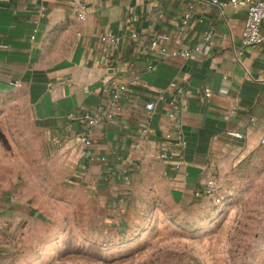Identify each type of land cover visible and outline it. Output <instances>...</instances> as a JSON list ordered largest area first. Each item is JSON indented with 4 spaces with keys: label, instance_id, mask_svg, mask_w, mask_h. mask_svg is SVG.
I'll use <instances>...</instances> for the list:
<instances>
[{
    "label": "crops",
    "instance_id": "obj_1",
    "mask_svg": "<svg viewBox=\"0 0 264 264\" xmlns=\"http://www.w3.org/2000/svg\"><path fill=\"white\" fill-rule=\"evenodd\" d=\"M84 1L86 17L80 21L71 0H0V99L14 92L25 95L32 125L41 132L42 155L66 176V183L82 181L92 191L106 187L115 195L138 186L186 199L196 198L193 191L205 180L206 169L216 174L220 190L223 179L264 166V41L242 45L243 10L226 6L220 11L210 0ZM184 15L185 29L178 32ZM208 29L213 30L212 41L194 58L171 55L196 45ZM260 32L264 36V21ZM102 33L121 36L122 48L114 52L101 43L97 37ZM132 33L141 42L132 40ZM159 33L168 38L150 48L148 41ZM133 77L137 83L131 85L129 101L94 130L92 150L109 158L124 153L140 127L144 102L153 100L155 147L133 152L141 163L138 170L124 179L122 163H87L79 153L60 152L52 145L53 137H63L69 113L78 115L101 103L106 81ZM205 86L213 96L201 102ZM171 98L179 104L187 141L178 171L153 156L170 128L166 112ZM73 126L78 128L75 122ZM203 198L208 199H196ZM37 214L6 187L0 191V231Z\"/></svg>",
    "mask_w": 264,
    "mask_h": 264
},
{
    "label": "rangeland",
    "instance_id": "obj_2",
    "mask_svg": "<svg viewBox=\"0 0 264 264\" xmlns=\"http://www.w3.org/2000/svg\"><path fill=\"white\" fill-rule=\"evenodd\" d=\"M41 142L25 95L1 98L0 191L38 213L0 231L3 264H264V166L223 179L219 202L115 195L66 183Z\"/></svg>",
    "mask_w": 264,
    "mask_h": 264
},
{
    "label": "built area",
    "instance_id": "obj_3",
    "mask_svg": "<svg viewBox=\"0 0 264 264\" xmlns=\"http://www.w3.org/2000/svg\"><path fill=\"white\" fill-rule=\"evenodd\" d=\"M210 2L216 5L220 11L226 6L231 7L235 11H244L245 18L241 34L242 45L250 46L260 44L264 41V36L260 32V26L264 21V0H210ZM86 7V2L84 0H71L72 12L77 20L81 21L85 19ZM187 18L188 15H184L181 18L178 25V32H182L185 29ZM130 37L134 41L141 42V38L137 33H132ZM97 38L101 43L108 45L114 52L122 48L123 40L119 35L102 33L99 34ZM167 38L168 36L166 34L159 33L148 41V45L150 48L157 47L161 40ZM212 38L213 30L208 29L202 33L200 41L196 45L172 51L171 55H177L184 59L194 58L197 54L201 53L203 49L208 47ZM151 69H154V67H151ZM133 83H137V77L122 81L112 78L106 81L104 84L105 92L102 94L101 103L95 107L86 109L78 115L69 113L63 137H53L51 140L52 145L60 152L68 150L73 154L79 153L87 163H98L107 167L122 163L125 167L121 169L120 173L124 179H127L130 172L138 170L141 166L139 158H136L133 152H143L150 146L151 148L155 147V144H153L155 131L151 127V120L156 109L155 101L146 100L144 102L140 127L134 139L128 143L124 153L109 158L105 155L93 152L92 147L95 141L92 135L98 126L106 121H110L122 111L123 101H129L133 93L131 86ZM173 85L172 83V86ZM212 96L213 91L211 88L205 86L200 92L199 99L201 102H208ZM158 98H164L162 92L159 93ZM168 105L169 108L166 112V116L169 120L170 128L163 133L161 140L157 141L158 148H156L153 156L161 161H166L171 169L178 171L184 163L187 141L182 130L179 104L176 100L171 98V100L168 101ZM224 117H227L226 114ZM74 122L78 124L76 130L73 129ZM232 135L237 137L242 136L238 132H234ZM70 141L73 142L69 143ZM262 142H264V136ZM205 175V180L200 187H197L193 191V196L196 198L207 197L213 199L215 202H219L220 195L216 174L206 169Z\"/></svg>",
    "mask_w": 264,
    "mask_h": 264
}]
</instances>
